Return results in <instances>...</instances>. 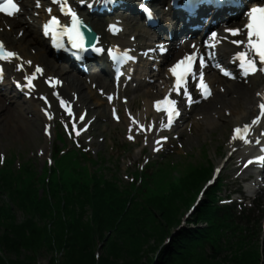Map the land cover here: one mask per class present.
<instances>
[{
  "label": "rangeland",
  "instance_id": "374dc122",
  "mask_svg": "<svg viewBox=\"0 0 264 264\" xmlns=\"http://www.w3.org/2000/svg\"><path fill=\"white\" fill-rule=\"evenodd\" d=\"M104 102V100H102ZM98 99H95L96 102H101ZM214 104H206L205 107L201 106L196 111L199 114V124L197 125V130H188L184 137L181 138V142L178 145L177 142L174 147V153L170 157L173 161L179 162V167L176 170L175 174H186L187 171H191L193 168L197 166H207L209 162L213 164V167L215 164H217L225 155L226 152V145L223 142L224 137H227L230 133V128L232 123L229 125L228 128H226V125L224 124L222 127H220V124L217 122V119H214V108L212 107ZM101 111H105V118L100 120L101 123H107L109 121V107L105 104V106H99ZM196 111L194 114L196 115ZM192 118L194 116L187 117V124L191 123ZM225 118H232L229 116H226ZM185 124V125H187ZM106 124H104L103 129H100L99 133L97 134L99 137H104V133L106 132ZM111 127H116L117 132L115 134L116 137H118L120 140H127L126 137L128 133H125V129L122 128L121 125H118L111 121ZM227 129V130H226ZM1 135L3 132L0 133V161L6 162L8 159H12L13 163L15 165H22L24 162H28L30 164V168L32 170L41 171L43 168H45V155L43 156L41 153L44 150V154L48 151L44 147V145L37 144L36 138H38V134L36 137L27 135L23 132H15L11 133L10 138L13 137V140L8 139L6 137H2ZM221 140V145L218 146V139ZM43 139V137H42ZM185 144V148H183V142ZM217 143V144H216ZM112 141L109 139H104L102 143L100 141L98 143H95L102 151L103 153L109 155L110 151L112 149ZM218 147V148H217ZM217 148V149H216ZM83 150V149H81ZM94 148H92L90 151L94 156H96L95 151H93ZM207 151V158L209 159L208 162L202 161L205 157L203 156V151ZM87 151V150H86ZM186 151H191L193 154H187ZM14 152L16 156L12 153ZM49 152H51V148H49ZM122 155H124L121 158V165H122V174L126 177V174L124 173V169L126 166L130 163V158H135L136 151L134 149H124L120 152ZM101 154V153H98ZM72 153L69 155L71 156ZM217 158V159H216ZM5 159V160H4ZM214 159V160H213ZM65 165V167H70V159L67 162L61 163V166ZM51 166V164H49ZM100 166V165H99ZM209 167L212 169V165L209 164ZM191 183H187L186 186L183 187L182 192L178 195V198L174 201L173 206V212L171 215L166 216V224H163L162 230L158 233H152L148 234V236H142L137 239H115L117 241V247H115L114 252H109L105 247L103 246L104 243L106 245L113 242V236L110 235V232L108 229L104 226V229L99 230V234H97L95 231H92V237L90 235L89 240L94 239L93 237H96V239H99L102 243L101 252L102 257L106 256V259H103L100 264H154V262L151 259L158 258L159 256V249L169 240L172 241V244L170 245V249L167 248L168 251L164 252L165 256H171V258H174V252L177 250L181 251L179 253H184V246H185V238L183 237L184 230H187L189 227H191L192 223H190L189 220L194 217V213L190 214L191 216L188 217L190 206L193 205L195 202L196 197L198 198V192L201 190L204 181L201 183L198 182L195 183L194 180H191ZM120 185H124V182L119 181ZM4 198V197H3ZM2 199V198H1ZM6 201V200H5ZM7 202V201H6ZM176 202V203H175ZM204 205V204H203ZM174 215V216H173ZM26 215L22 210L16 211V224H20L21 222L26 220ZM37 220L38 217L36 218ZM260 219L262 222L263 219V213L260 214ZM192 222V221H191ZM115 231V230H114ZM2 232L4 230L2 227H0V237ZM104 232L105 234V241L101 240L99 238L100 233ZM260 237H261V244L257 247L249 246L244 251L240 250L238 254H245L249 255L250 253L256 254L257 256L254 258L255 260L250 262L249 264H258L257 259L259 258L258 255L264 254V229L260 231ZM14 235L12 234L10 238H12ZM166 236H169L167 238ZM93 238V239H92ZM95 239V240H96ZM260 239V238H259ZM183 241V242H182ZM1 243H5V241H1ZM91 245L82 247L78 246L75 247L74 252L77 253L78 249L81 248L84 251L83 255L85 258H87L90 254L89 248ZM113 248L112 246L110 249ZM238 249H244V246H238ZM254 249L256 250V253L254 252ZM260 249V251L258 250ZM5 251V250H4ZM19 253L21 254V259H25L29 264H63V260H65L64 252L58 253L56 256V250L49 249L44 244H38V245H29V246H23L21 248H18ZM158 252V254H157ZM177 252V251H176ZM175 252V256L177 257V253ZM209 252V251H208ZM5 253L12 258V260L16 259V255L13 252V254L6 252ZM259 253V254H258ZM216 256H219L216 264H226V260H229L227 257V253L225 255L224 250H218L215 252ZM154 257V258H152ZM246 257V256H244ZM159 259V258H158ZM157 259V260H158ZM178 259V258H177ZM176 259V262L174 264H178V260ZM246 259V258H244ZM155 260V261H157ZM152 261V262H151ZM192 261V260H191ZM86 264H94L89 263V261H85ZM99 262V261H98ZM230 261H227L229 263ZM236 262V261H235ZM237 263V262H236ZM233 264V263H231ZM248 264V262H247ZM259 264H264L262 261Z\"/></svg>",
  "mask_w": 264,
  "mask_h": 264
},
{
  "label": "trees",
  "instance_id": "16d2710c",
  "mask_svg": "<svg viewBox=\"0 0 264 264\" xmlns=\"http://www.w3.org/2000/svg\"><path fill=\"white\" fill-rule=\"evenodd\" d=\"M191 179L192 178L188 177L182 181V190L188 182L191 183ZM5 180V176H1L0 227H2L4 232H2L0 237V246L6 252L11 254L14 252L15 254L13 255H16V259L12 260V258L6 254L8 257L7 260L0 256V264H29L25 259H21V254H18V248L38 244H44L49 249L56 250V256L58 253L64 252L65 260H63V264H86L85 261L100 264L103 259H106V256L102 257L100 260L96 259L94 251L96 237H93L94 239L92 238V244L89 238L92 231L99 234L100 228L104 229V226L108 229L110 235L113 236V242L108 245H106V243L103 244L105 250L107 248L109 252L115 253L114 249L118 245L115 239L140 238L126 236L119 228L114 227L117 220L116 211L108 206L105 207L104 210L102 209L103 197L100 196L99 192H97L96 195L93 192H78L79 196L62 194L56 203L50 204L47 198H39L36 192L33 191L25 192L21 197L18 196L19 194L14 197L12 194L8 193L9 188ZM3 197H8L12 203L25 213L27 218L23 223L16 224V216L13 208L4 199H1ZM95 205L97 211H93L90 216H87L86 207H94ZM162 211L166 223V216L171 215L174 210L169 209V211L166 212V209L162 208ZM197 215L199 216V213ZM37 217L39 220L36 219ZM204 219H207L209 222L208 228L201 229V231L191 230L189 228L184 230L183 237H186L184 241V253H179L182 249L179 251L177 248L176 251L178 253L175 251L177 257L175 256V252L173 253L174 258L165 256L164 252L168 251L167 248H171V243L162 251L157 260V264H174L177 258L178 264H204L207 259H202L197 263H193L190 262L192 257L189 255L191 244L199 241L202 235L206 234L212 227L210 226L212 223L209 217L206 216ZM162 226L163 224H160L156 228H151V234L160 232ZM12 234L14 236L10 238ZM99 238L105 240L104 232L100 233ZM1 241H5V243H1ZM89 245H91L89 248L90 254L87 258L83 255V253L87 251L81 248L78 249L77 253L74 252L75 247H86ZM111 246L113 248L110 249ZM187 254L188 256H186ZM184 255L186 257H182Z\"/></svg>",
  "mask_w": 264,
  "mask_h": 264
},
{
  "label": "bare ground",
  "instance_id": "6f19581e",
  "mask_svg": "<svg viewBox=\"0 0 264 264\" xmlns=\"http://www.w3.org/2000/svg\"><path fill=\"white\" fill-rule=\"evenodd\" d=\"M22 3H23L24 11L30 13V16L23 14V17L21 16L16 20H14L13 22H9V23H6L5 21L1 22L0 20V38L6 41L7 46L9 45L8 47L12 49H16L18 51V55L19 57L22 58L23 62L30 60L32 61V65L33 64L40 65L41 63H43L42 65L45 66L46 74H54L56 72H59L61 77L64 76L69 69L65 67L66 65L64 64L63 65L56 64V62L50 58L51 56L52 57L56 56L53 48L41 35L38 36L34 28H30V24L32 25V23H39L41 20H43L44 18L43 11H31L30 9L32 8V0H22ZM30 18L33 21H30ZM217 23L218 21H215V25ZM91 24L95 29L97 30L101 29V23L91 21ZM222 36L224 39L225 37H227V39H225L227 42H230L233 39L232 37H229L224 33H222ZM103 40L107 41L108 38L103 37ZM225 49H227L226 43H224L221 46V50H225ZM233 50L234 49H232L231 52H233ZM176 52L179 51L175 50L174 53ZM19 62L21 61L17 60L15 67L13 66V61L7 62V70H8L7 79L10 75L11 76L13 75L21 86H25L22 80V76L24 75V72H29V70L33 69V67L32 65L31 66L28 65L24 67L23 71H18L16 69L18 65L17 63ZM37 62L39 63L37 64ZM255 77H259V75H255ZM95 78L98 81H104L107 84L106 77L102 76V74L95 75ZM60 79H65V83L63 84L62 89H59V87L53 89L61 90L60 95L63 97H67V99L70 102H73L75 113L81 111L79 113L80 114L79 116L85 113L91 118L96 117V115H98L97 112L99 113V115L101 114L100 111L92 109L94 107V103L91 101L92 91L90 90L84 91L85 89V85L83 84L84 80L79 75L72 74L70 76H65ZM11 83H12L11 87H13V89L15 90V91L13 90L15 94L10 93V96L14 94L11 100H6V98L9 96H3L2 92L4 91H1L0 89V132H3V134H5L1 136L13 140V137L10 138L9 134L15 132H23L26 133L27 135H31L34 137H36L38 134V138H36V140L39 143L41 141L39 135L42 133V126L44 124V121L42 120V118H44L43 114L47 119V115L45 113L46 108L47 111L53 115L54 122H56L61 116H64L65 118L67 116L65 115L64 112L61 111L59 107L58 108L56 107L57 102H55L54 100L50 99V104H51L50 108L48 107V104H46L43 101H40V97L39 96L37 97V95L40 92H47L46 86L44 85L45 86L44 87L40 81H38L35 84V88L33 89L35 92V99L33 97V100L27 101L32 103L29 110L26 109L25 104H23V102H20V99L22 97V91H18V87L16 83H14L13 81ZM221 84L227 85L228 94L232 96V99L241 97L243 94H245V96H243L242 98V101H246V103H237L233 107L237 111H241V110L246 111L243 113V119H238L237 122L242 123L244 121H248L249 119L245 120L244 118L247 117L249 114H251L253 111H255L251 107L254 104V99L256 98L255 95L257 94L255 88L257 89L259 88L261 84L260 80L257 82L252 81V85L248 87H242L239 82L237 85H231L228 82L219 83V85ZM4 86L5 87L3 89L6 90L7 89L6 84ZM26 91H29V89H27ZM251 93H253V95H251ZM219 95L222 97L220 101L223 106L229 105L232 102V100H228L225 97L227 96V93H222ZM24 103L26 102L24 101ZM146 107H147L146 109H148L150 105H147ZM152 122L154 123V125L160 128L161 123H164V121H162V115L154 114ZM49 123L52 124L51 121L50 122L47 121L46 124L48 125ZM80 124L81 123L78 117L77 126H76L77 129H79ZM46 136L50 138V135L48 133H46ZM45 146H48V144H45ZM231 149L234 150L235 148H231ZM231 159L232 157L229 158V161ZM245 173L248 172L246 171ZM245 173H242L241 175H245ZM177 198L178 195L176 194L172 196V198L169 196L167 200L171 202L172 200L175 201ZM160 203L164 204L166 203V201L159 200L156 202V204H160ZM173 208L175 207L173 206ZM125 210L126 208L123 207L122 211ZM190 216L191 215L188 214V217ZM197 218H199L198 215ZM189 221L190 223H192L191 225L193 230L201 231V229L198 227L197 219H195V217H192V219ZM210 226L214 228V224H211ZM99 242L101 241L100 240L96 241L95 245H97ZM171 243L172 241L168 239L166 245H169ZM254 243L260 245L258 242H254ZM191 247L195 249L197 247V244L192 243ZM165 248L166 247H164V249ZM204 251L208 253L206 250ZM151 260L154 262V264L158 263V261H155L157 260L155 258ZM262 261L264 262V259H262Z\"/></svg>",
  "mask_w": 264,
  "mask_h": 264
},
{
  "label": "snow or ice",
  "instance_id": "6c2138e0",
  "mask_svg": "<svg viewBox=\"0 0 264 264\" xmlns=\"http://www.w3.org/2000/svg\"><path fill=\"white\" fill-rule=\"evenodd\" d=\"M54 2L60 4L61 10L64 11L66 15H69L71 17L72 24L71 27L61 28L59 19L53 17L50 23L44 25V34L51 35L55 38L54 43L57 48L64 47V44L62 43V37L66 36L70 41L72 48L77 49L81 52L88 51L87 40L83 31L81 30L82 28L87 27V25L83 23V21L78 16L77 12L74 11L69 4H67V0H54ZM103 2L107 3L109 2V0H103ZM111 2L114 3L115 0H111ZM20 11L21 9L18 3L15 2V0H3V2H0V13H4L11 17L19 13ZM143 11L147 14L149 18L152 17V12L150 9L145 7ZM49 12H51V9H49ZM246 15L249 19V22L246 25V42L244 40L232 39L230 43L244 47V50L238 53L237 60L242 71V75L245 78H248L250 76L256 75L257 73H264V4H257L256 6H252L251 8L247 9ZM110 30L116 31L117 26H110ZM226 31L232 37H236L240 34V29H226ZM211 35L214 40L218 38V33L216 32H212ZM225 39H227V37H225ZM195 47L196 46L193 45L194 49ZM212 47H215V45H212ZM93 50L98 53L104 52V49L99 47L94 48ZM160 50L165 51L163 46L160 47ZM113 58H116L115 54H113ZM124 59L131 60L132 57L125 54ZM12 60H20L21 63L18 66L17 70L23 71L24 63L22 61V58L19 57L16 52L7 50L5 44L0 41V61L9 62ZM198 60L201 66H207L204 60L199 59V54L193 52L192 54L185 56L183 59L178 61L173 67H171L170 72L175 78L173 88L165 98L155 103L156 111L164 113L167 118L166 123H161L160 125V128L162 130L165 128L170 129L181 115L180 110L178 108V101L174 98L173 93H175L176 96L185 97L189 107H191L194 103L200 102L198 100H194L192 93L189 91L188 85L191 77L197 78L198 82L196 87L199 91V95L204 100L213 96V91L210 85L205 81L204 73L202 71H199V69L196 67ZM27 64L31 66L32 61H27ZM4 72V66L0 65V80L4 78ZM43 74L44 69L39 65H36L33 74L25 77L26 87L30 91L33 90L35 88L34 81H36ZM223 74L225 76H231V74L227 71H224ZM232 79H236V77L232 76ZM48 83L52 88H56L57 85H60L62 82L58 79L53 81L52 78H49ZM56 95L59 96V93H56ZM261 95L262 97H264V94ZM42 99L45 100L46 104H48V107L50 108L51 104L48 103L47 97H42ZM108 99L111 101L112 97L109 96ZM60 106L65 109L69 117L73 116L72 109L68 106V102L62 98L60 99ZM259 109L260 111L257 118L252 121L251 124H246L242 128L237 127L234 130L235 134L233 136V140H240L245 144L252 143L250 137L253 135V129L256 126L264 123V99H262L259 103ZM45 112L48 120H52L54 118L53 115L47 111V108L45 109ZM84 119V115L79 116L80 121H84ZM133 123L136 124L138 122L133 119ZM73 127H75V124H73ZM139 127L142 131L146 132L148 130V128H146L142 124L139 125ZM152 127L154 128L155 125H153ZM48 129V134L51 136V125H48ZM75 134L76 136H79L80 131L77 130ZM131 138L132 137H130V139ZM167 139L168 137L162 136L160 139L156 140L155 143L156 145H158V147H156L154 150L156 152L161 151L163 143H166ZM256 142L259 143V141ZM41 154L43 155V153ZM257 159L258 162L264 163V156L258 157ZM49 162L51 163V161ZM253 163L254 161L249 160L247 164L244 165V167L246 168L248 167V165H251ZM220 171L221 169H217V173H219Z\"/></svg>",
  "mask_w": 264,
  "mask_h": 264
}]
</instances>
